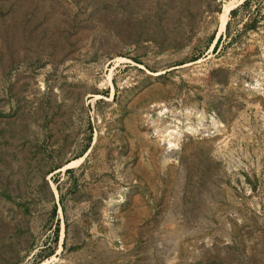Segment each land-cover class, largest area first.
<instances>
[{
  "label": "rangeland",
  "instance_id": "obj_1",
  "mask_svg": "<svg viewBox=\"0 0 264 264\" xmlns=\"http://www.w3.org/2000/svg\"><path fill=\"white\" fill-rule=\"evenodd\" d=\"M230 1L0 0V264H264V0Z\"/></svg>",
  "mask_w": 264,
  "mask_h": 264
},
{
  "label": "trees",
  "instance_id": "obj_2",
  "mask_svg": "<svg viewBox=\"0 0 264 264\" xmlns=\"http://www.w3.org/2000/svg\"><path fill=\"white\" fill-rule=\"evenodd\" d=\"M252 1H254V0H244L243 2H242V4H240V6H238L237 8H235V9H232L231 11H230V15H234L235 13H236V11H238V9H240V8H242V7H246L247 5H249ZM254 21L255 20H253V22H251L252 24L250 25V26H255V24H254ZM228 28V24L226 25V29ZM221 41H222V35H220L218 38H217V40H216V42H215V44H214V46H213V51H216L217 49H218V47H219V44L221 43ZM66 173H72L73 172V169L72 168H67L66 170ZM57 187H58V185H57ZM74 187H75V182H73V189H74ZM58 190H60V187H58ZM59 203H60V205H61V208L64 210V203H63V193L62 192H60V195H59ZM56 213V205H54V207H53V209H52V214L54 215Z\"/></svg>",
  "mask_w": 264,
  "mask_h": 264
},
{
  "label": "bare ground",
  "instance_id": "obj_3",
  "mask_svg": "<svg viewBox=\"0 0 264 264\" xmlns=\"http://www.w3.org/2000/svg\"><path fill=\"white\" fill-rule=\"evenodd\" d=\"M234 1L235 0H231L229 3H225L224 8H223V11L222 13L220 14V28H222L225 24V21H226V18H227V14H228V11L230 10V8L234 5ZM225 27V26H224ZM171 142V141H170ZM172 145V143H170ZM74 161L72 160L70 163H68L67 165H70L71 163H73ZM53 189H54V186H52ZM55 190V189H54Z\"/></svg>",
  "mask_w": 264,
  "mask_h": 264
}]
</instances>
